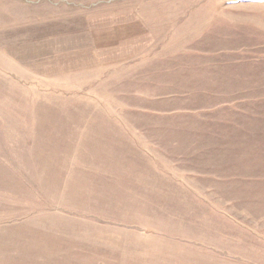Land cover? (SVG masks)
Returning a JSON list of instances; mask_svg holds the SVG:
<instances>
[{"label": "rangeland", "instance_id": "rangeland-1", "mask_svg": "<svg viewBox=\"0 0 264 264\" xmlns=\"http://www.w3.org/2000/svg\"><path fill=\"white\" fill-rule=\"evenodd\" d=\"M0 264H264V0H0Z\"/></svg>", "mask_w": 264, "mask_h": 264}]
</instances>
